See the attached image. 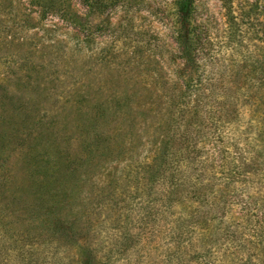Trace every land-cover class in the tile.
Segmentation results:
<instances>
[{
	"label": "rangeland",
	"instance_id": "obj_1",
	"mask_svg": "<svg viewBox=\"0 0 264 264\" xmlns=\"http://www.w3.org/2000/svg\"><path fill=\"white\" fill-rule=\"evenodd\" d=\"M175 2L0 0V264H264V0H194L185 25ZM186 67L224 95L197 139L240 165L195 220L153 207L148 166Z\"/></svg>",
	"mask_w": 264,
	"mask_h": 264
},
{
	"label": "trees",
	"instance_id": "obj_2",
	"mask_svg": "<svg viewBox=\"0 0 264 264\" xmlns=\"http://www.w3.org/2000/svg\"><path fill=\"white\" fill-rule=\"evenodd\" d=\"M175 4L185 25L190 17L189 10L194 6V0H176ZM181 29L180 38L188 53L185 61L193 64L198 60L192 51L202 40L195 36V31H188L186 27ZM189 67L181 70L177 75L179 114L181 119L188 117V120L183 124L179 121L172 135L167 138L166 143H168L167 145L165 143V147L169 144L175 147L174 151H160L148 166L153 170L152 184L157 186L155 196L151 199L152 203H156L153 207L170 215H173L175 207H179L186 212L185 219L195 220L205 211L223 209L228 203H235L236 195H229L231 200L228 197H224L222 201L216 200L215 193L220 190L215 188L226 187L234 175L238 174L240 165L226 167L224 154L226 148L224 145L218 146V135L211 142L197 139L198 131L215 136L214 120L219 121L223 117L220 103L224 95L213 88L211 71L206 68L193 70ZM197 121L199 124H195ZM207 143L211 146H207ZM237 201L241 207L251 206V201L247 199Z\"/></svg>",
	"mask_w": 264,
	"mask_h": 264
}]
</instances>
